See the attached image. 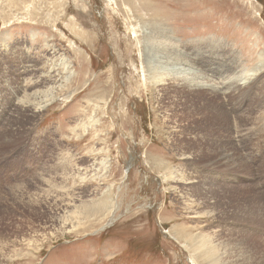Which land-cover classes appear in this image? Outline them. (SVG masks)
Segmentation results:
<instances>
[{"label": "rangeland", "instance_id": "374dc122", "mask_svg": "<svg viewBox=\"0 0 264 264\" xmlns=\"http://www.w3.org/2000/svg\"><path fill=\"white\" fill-rule=\"evenodd\" d=\"M263 54L264 0H0V264H264Z\"/></svg>", "mask_w": 264, "mask_h": 264}, {"label": "bare ground", "instance_id": "6f19581e", "mask_svg": "<svg viewBox=\"0 0 264 264\" xmlns=\"http://www.w3.org/2000/svg\"><path fill=\"white\" fill-rule=\"evenodd\" d=\"M153 25L148 26L146 30V25L141 24V32L146 37L145 42H139L138 35L135 37L136 46L142 47V52L140 49L139 57L142 61H144L145 66H147V70H143L142 78H145L144 73L148 76V80H152L154 83H159L160 86H164L169 90H172L178 86L188 87L189 91L195 90L198 87L205 86L206 89L212 91L214 90L213 86L207 83L206 78L201 77L195 73L193 64L191 62V56L188 53H185L183 50H180L179 44H174L175 42L172 39V36L163 29L160 28L158 24L152 22ZM134 34V33H133ZM144 56V59L141 58ZM182 63V64H181ZM182 65V66H181ZM151 72V76L148 73ZM264 74V54L261 57V61L257 64V66L247 75L239 77L238 81L241 85H247L248 79L261 77ZM197 75L199 77H197ZM245 75V74H244ZM145 80V79H144ZM253 80V79H251ZM151 82V81H150ZM237 83V82H236ZM260 84V83H259ZM264 84V82H263ZM224 85V84H223ZM225 86V85H224ZM259 86V85H258ZM53 99H50L39 107L37 110H42L45 106L49 105ZM215 139L210 138L206 141V144L211 145L214 144ZM183 161L186 159L183 158ZM102 166V165H101ZM104 166V165H103ZM71 172V171H70ZM81 170L76 169L75 173L79 176ZM75 178V177H74ZM233 179V178H232ZM193 182L188 181L185 183L187 187H190ZM186 201L188 199H185ZM189 201V200H188ZM185 205H191L190 201L186 202ZM77 222V226L81 227V221L77 218L63 220V223L72 225L74 222ZM83 222V221H82Z\"/></svg>", "mask_w": 264, "mask_h": 264}]
</instances>
